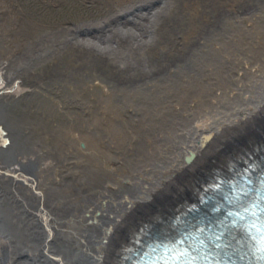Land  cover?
<instances>
[{"label":"bare ground","instance_id":"bare-ground-1","mask_svg":"<svg viewBox=\"0 0 264 264\" xmlns=\"http://www.w3.org/2000/svg\"><path fill=\"white\" fill-rule=\"evenodd\" d=\"M37 36L0 45V264H111L137 218L264 137V0H122ZM45 81L62 99L30 116Z\"/></svg>","mask_w":264,"mask_h":264},{"label":"rangeland","instance_id":"rangeland-1","mask_svg":"<svg viewBox=\"0 0 264 264\" xmlns=\"http://www.w3.org/2000/svg\"><path fill=\"white\" fill-rule=\"evenodd\" d=\"M121 1L122 0H0V45L4 46L10 43L14 37H19L20 39L12 48L15 49L14 51H19V53H21L29 42L39 37L37 35L42 31L66 26V24H79L81 22L100 19L111 14L117 6L121 4ZM10 44L13 43L11 42ZM62 53L60 60L58 58H52L53 61L48 60L47 63H41V66H39L41 73L42 71H48L54 64L61 63L67 66L68 63H70V55L65 52ZM58 71H61V69L59 68ZM63 73L65 74V70ZM39 79L43 78L39 77ZM53 79L51 80L49 78L52 83ZM69 81L70 80L59 81L57 82L58 84H56L61 86L64 85V88L63 86L62 88L66 94L65 98H63V104L67 100L74 99L72 96L75 95V92ZM81 81L82 76L80 75L76 82L81 84L80 88H82L83 93L87 95L89 89L85 88L84 83ZM25 83L30 84V80H28L27 77L25 78ZM40 88L42 90H40ZM61 93L62 92L59 94V92H57V88H50L49 84L45 81L44 84H39L37 86L35 93L23 95L21 99H24L22 103L29 105L32 109L30 116H36L45 114L47 111L46 108L44 109L46 111L41 109L37 111L39 105L45 104L46 102L52 103V98H50V100L48 99L51 95L56 98L58 97V99H62ZM115 115L117 116L118 114ZM53 119L60 121L62 116L57 114L52 117V120Z\"/></svg>","mask_w":264,"mask_h":264}]
</instances>
